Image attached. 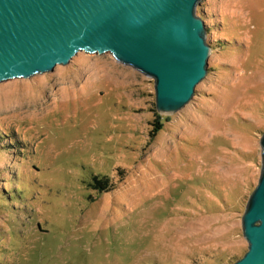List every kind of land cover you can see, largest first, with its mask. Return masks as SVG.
Listing matches in <instances>:
<instances>
[{"label": "rangeland", "instance_id": "obj_1", "mask_svg": "<svg viewBox=\"0 0 264 264\" xmlns=\"http://www.w3.org/2000/svg\"><path fill=\"white\" fill-rule=\"evenodd\" d=\"M196 13L208 74L174 113L157 110L153 78L108 52L0 83V264L243 256L261 169L264 0H201Z\"/></svg>", "mask_w": 264, "mask_h": 264}, {"label": "water", "instance_id": "obj_2", "mask_svg": "<svg viewBox=\"0 0 264 264\" xmlns=\"http://www.w3.org/2000/svg\"><path fill=\"white\" fill-rule=\"evenodd\" d=\"M201 0H0V83L66 65L76 53H110L153 78L156 108L174 113L208 74ZM261 169L241 218L247 250L232 264H264V132Z\"/></svg>", "mask_w": 264, "mask_h": 264}, {"label": "trees", "instance_id": "obj_3", "mask_svg": "<svg viewBox=\"0 0 264 264\" xmlns=\"http://www.w3.org/2000/svg\"><path fill=\"white\" fill-rule=\"evenodd\" d=\"M103 187H100L101 189L103 188H105V186L106 185H108V180L107 179H104V180H100V182H99ZM111 187V186H110Z\"/></svg>", "mask_w": 264, "mask_h": 264}]
</instances>
